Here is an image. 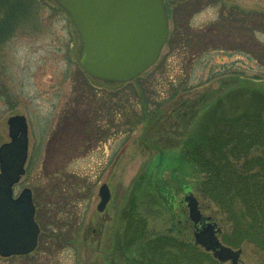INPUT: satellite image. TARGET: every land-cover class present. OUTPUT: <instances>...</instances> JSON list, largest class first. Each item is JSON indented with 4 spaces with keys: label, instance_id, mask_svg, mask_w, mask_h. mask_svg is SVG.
<instances>
[{
    "label": "rangeland",
    "instance_id": "374dc122",
    "mask_svg": "<svg viewBox=\"0 0 264 264\" xmlns=\"http://www.w3.org/2000/svg\"><path fill=\"white\" fill-rule=\"evenodd\" d=\"M189 26L173 30L159 61L130 84L98 81L84 72L77 29L55 0H40L36 16L21 21L0 45V147L11 141V120L24 117L29 155L14 191L16 197L32 191L41 228L34 252L0 256V264H123L126 257L140 260L157 239L180 235L194 242L188 197L220 229L223 244L242 249L244 264H264V247L237 234L244 226L259 231L229 214L213 191L215 176L190 161L184 145L158 152L162 140L187 133L179 135L173 123L171 108L179 107L174 91L192 98L187 108L192 117L197 111L201 116L205 91L215 90V98L222 82L229 83L230 67L263 73L264 0H230V15L220 0L217 13L193 15ZM166 98L172 100L169 128L160 132L139 123L143 102ZM104 185L111 199L99 212ZM130 205L141 227L139 240L136 231L123 234ZM225 236L239 245H228Z\"/></svg>",
    "mask_w": 264,
    "mask_h": 264
},
{
    "label": "trees",
    "instance_id": "16d2710c",
    "mask_svg": "<svg viewBox=\"0 0 264 264\" xmlns=\"http://www.w3.org/2000/svg\"><path fill=\"white\" fill-rule=\"evenodd\" d=\"M39 8L40 0H0V45L10 39L21 21L33 19ZM227 80L228 84L221 81L223 88L218 89L220 93L216 91L215 98V90L205 91L201 108L204 111L201 116L197 111L195 117H192L194 111L190 113L187 108L192 98L186 97L185 93L177 95L174 91L177 88L172 87L175 93L171 95L179 105L171 108L172 113L175 112L173 123L179 135L187 133L181 138L174 134V137L162 140L158 143V152L163 154L165 149L184 145L189 160L201 166L209 176H215L213 191L228 206L229 214L235 219L246 218L253 230L259 231L253 234L245 226L240 227L237 233L240 240L257 241L264 247V237L263 240L255 237L258 234L264 236V71L249 75L242 65L230 67ZM170 101L166 98V101L151 105L143 102L139 123L143 120L148 123L147 129L153 124V128L164 132L169 128L166 112L171 110ZM156 145L153 148L156 149ZM213 183V180L209 181L210 185ZM131 205L122 217L123 234L126 235L128 230L136 231L135 240H139L141 227ZM224 241L228 245H239L232 243L229 236H225ZM119 243L123 244V238ZM145 247L140 260L126 257L123 264H222L192 240L180 235L157 239Z\"/></svg>",
    "mask_w": 264,
    "mask_h": 264
},
{
    "label": "water",
    "instance_id": "95a60500",
    "mask_svg": "<svg viewBox=\"0 0 264 264\" xmlns=\"http://www.w3.org/2000/svg\"><path fill=\"white\" fill-rule=\"evenodd\" d=\"M77 29L79 61L91 78L129 83L159 60L170 33L164 0H55ZM11 141L0 147V256H23L34 252L41 229L30 189L15 197L14 187L26 173L29 137L24 117L10 122ZM98 211L111 199L107 186L100 189ZM194 223V242L219 262L238 264L242 249L219 239L220 229L207 223L193 197L187 199ZM198 225H202L201 228ZM243 263V262H242Z\"/></svg>",
    "mask_w": 264,
    "mask_h": 264
},
{
    "label": "flooded vegetation",
    "instance_id": "af4514ba",
    "mask_svg": "<svg viewBox=\"0 0 264 264\" xmlns=\"http://www.w3.org/2000/svg\"><path fill=\"white\" fill-rule=\"evenodd\" d=\"M169 20L173 22V28L170 27L169 38L172 37V31L177 32L189 29L190 19L193 15H199L202 12L209 11L217 13L220 0H164ZM224 7L229 6L230 15V0H222ZM216 28V25L210 27V31Z\"/></svg>",
    "mask_w": 264,
    "mask_h": 264
}]
</instances>
